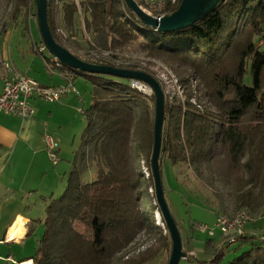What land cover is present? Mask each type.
<instances>
[{
    "label": "trees",
    "instance_id": "trees-1",
    "mask_svg": "<svg viewBox=\"0 0 264 264\" xmlns=\"http://www.w3.org/2000/svg\"><path fill=\"white\" fill-rule=\"evenodd\" d=\"M181 1L168 2L163 12L176 10ZM32 11L36 16V0H7L0 13V36L9 21L22 19L29 30ZM48 17L57 42L91 63L144 71L159 80L150 68L152 60L146 66L119 63V52L135 43L147 58L169 63L183 96L176 93L171 99L165 92L163 185L166 161L174 166L186 163L200 177L205 167L213 174L222 166L232 184L235 210L246 209L257 220L264 217V0H223L208 17L173 31L143 24L125 0H81L80 5L49 0ZM60 25L66 38L79 34L86 39V56L65 44ZM76 46L83 49L79 42ZM62 65L92 82V103L84 111L87 125L82 152L76 156L81 167L72 169L63 194L46 208L45 231L33 264H145L172 246L169 231L164 234L152 218L159 205L151 203L141 210L142 201L152 202L148 187H155V94H144L130 79ZM248 65L252 85L245 83ZM89 162L96 165L98 176L83 182L82 170ZM142 165L150 172L146 180ZM147 225L152 231L160 228V237L145 250L123 253ZM223 238L211 257L187 254L180 264H264V234L245 233L237 243ZM213 239L209 237L207 244H214Z\"/></svg>",
    "mask_w": 264,
    "mask_h": 264
},
{
    "label": "rangeland",
    "instance_id": "rangeland-1",
    "mask_svg": "<svg viewBox=\"0 0 264 264\" xmlns=\"http://www.w3.org/2000/svg\"><path fill=\"white\" fill-rule=\"evenodd\" d=\"M140 1L143 3L144 7L150 9V7L146 5L145 0ZM6 6L7 0H2L0 13L4 14ZM58 9L59 6L57 10ZM21 20L22 19H19L17 22L9 21L6 31L0 36V67H2L3 62L8 61L22 72H29V77L45 79L48 76V79H51V75L43 63L44 59L42 54L31 50L32 47L33 50H35V47L44 44L34 12L32 11L29 15V30L23 27ZM59 27L62 26L60 25ZM62 36L65 39L68 35L65 36L62 34ZM76 42L81 44L83 47L82 50H78ZM65 44L70 47L73 52L82 57L86 56L84 52L87 48V41L83 39L81 35L78 34V41L72 40L71 37L66 38ZM262 49L264 50V45H262ZM44 53L47 56L51 55L47 47ZM23 54H25V58ZM3 57L6 60H4ZM149 60L154 62V65L150 66V68L165 86V92L169 94L171 99L176 93L183 96V89L178 85V79L173 73L169 63L163 60L147 58L145 53L141 52L137 43L119 52V63L127 64L139 62L142 66H146V62H149ZM31 66L33 70L29 71ZM75 73L74 84L79 94H73H75L78 101L77 109L74 111L65 108L64 110L54 113L49 120L50 129L47 134L52 135L56 139L61 151L59 153L60 165L58 166L61 179L54 192V199L63 194L72 169L76 165L81 167L80 160L76 162V156L82 152V136L87 125V118L84 111L92 103V82L87 79L83 73ZM133 81L138 82V88L144 94L148 96L154 94V91L147 83L139 80ZM245 83L247 85L253 84L251 65H248L245 74ZM151 106L154 109V102H151ZM52 166L54 168L57 167L54 163ZM88 166L86 171L82 170L81 179L83 182L94 181L98 176L96 165L91 162ZM139 169L146 180L150 174L149 170H146L143 165L140 166ZM163 179L166 199L172 214L180 226L184 251L189 255H195L201 259L211 257L215 248L220 246L223 242L224 236H222L219 229H215V235L210 236L208 232L201 231L198 225L203 224L207 225L209 228H214L217 215L225 214L232 216L238 211L235 210L234 206L232 184L227 175L224 174L223 167L219 166L217 170L215 169V173L213 172V174L211 173V169L205 167L203 169V176L200 177L194 169L186 163H180L174 166L169 161H166ZM147 194L152 198V202L142 201V211L151 203L158 204L157 200L154 198L155 187H148V192L146 191V195ZM152 218L155 219L156 225L163 229L164 234L168 233L160 209L154 211ZM77 227L80 230L84 229L82 224H78ZM41 229L43 231L44 224ZM160 232V228H155L154 231H152L149 225H147L146 228L136 235L133 242L123 253L128 250H145L153 240L160 237ZM245 233L256 234L257 236L264 234V217H259L254 225H252V223L246 225ZM209 237L214 238V244H207V239ZM234 245L235 244L232 246ZM171 251L172 246L170 248H164L156 258L145 264H168ZM228 255V258H230L232 253L230 254L229 252Z\"/></svg>",
    "mask_w": 264,
    "mask_h": 264
},
{
    "label": "crops",
    "instance_id": "crops-1",
    "mask_svg": "<svg viewBox=\"0 0 264 264\" xmlns=\"http://www.w3.org/2000/svg\"><path fill=\"white\" fill-rule=\"evenodd\" d=\"M31 50L35 52L33 47ZM44 55L43 63L51 79L48 76L33 79L44 85H64L70 77L75 81V72L58 66ZM22 73L29 76V72ZM2 85L3 68L0 67V90ZM73 93L56 103L34 98L33 117L23 119L0 112V264H33L32 257L45 231V226L43 231L41 228L46 208L61 179L60 161L54 164L56 168L52 166L44 136L54 113L65 108L77 109L78 101Z\"/></svg>",
    "mask_w": 264,
    "mask_h": 264
},
{
    "label": "water",
    "instance_id": "water-1",
    "mask_svg": "<svg viewBox=\"0 0 264 264\" xmlns=\"http://www.w3.org/2000/svg\"><path fill=\"white\" fill-rule=\"evenodd\" d=\"M222 1L223 0H182L176 10L170 13L163 12V15L159 16L146 10L136 0H125L127 6L138 16L143 24L159 31H173L187 28L195 22L208 17L216 10ZM48 3L49 0H36V16L43 43L53 57L57 58L62 64L82 72L105 74L123 79L143 81L154 91L156 97V118L152 172L155 182V193L157 203L172 240V251L168 264H180V261L186 258L187 253L183 248L181 231L165 196L160 169V154L165 118V91L160 81L144 71L91 63L77 57L68 48L57 42L53 36L49 24Z\"/></svg>",
    "mask_w": 264,
    "mask_h": 264
},
{
    "label": "built area",
    "instance_id": "built-area-1",
    "mask_svg": "<svg viewBox=\"0 0 264 264\" xmlns=\"http://www.w3.org/2000/svg\"><path fill=\"white\" fill-rule=\"evenodd\" d=\"M58 5L60 0H54ZM77 5H80L81 0H72ZM170 2L175 4L177 0H145L146 5L150 9L146 10L159 16L163 15V10L166 4ZM82 28L86 32L85 23L82 22ZM59 32L67 36L65 30L60 27ZM89 38V37H88ZM72 40H78V34L71 36ZM90 40V38H89ZM46 50L45 44L35 47V51L43 53ZM54 62L62 67V63L55 57L52 58ZM3 85L0 90V112L12 114L20 118L33 117L35 114V107L32 100L34 98H41L49 102H58L70 92L79 94L75 84L74 78L70 77L69 81L64 85H44L37 80L23 74L17 70L8 61L3 62ZM132 86H139L137 81L131 82ZM47 145L50 159L54 164L60 161L59 158V144L56 139L49 134L44 136ZM257 218L246 209L237 211L232 216L225 214L217 215V220L214 228H209L207 225H198L203 232H208L210 236L215 235V229H219L223 236H225L231 243H237L239 237L245 234L246 225L256 222Z\"/></svg>",
    "mask_w": 264,
    "mask_h": 264
}]
</instances>
